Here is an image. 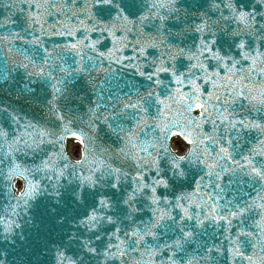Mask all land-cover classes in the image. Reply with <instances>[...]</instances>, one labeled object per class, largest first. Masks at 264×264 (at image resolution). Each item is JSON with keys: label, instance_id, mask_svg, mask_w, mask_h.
I'll return each instance as SVG.
<instances>
[{"label": "snow or ice", "instance_id": "snow-or-ice-1", "mask_svg": "<svg viewBox=\"0 0 264 264\" xmlns=\"http://www.w3.org/2000/svg\"><path fill=\"white\" fill-rule=\"evenodd\" d=\"M0 264H264V0H0Z\"/></svg>", "mask_w": 264, "mask_h": 264}]
</instances>
